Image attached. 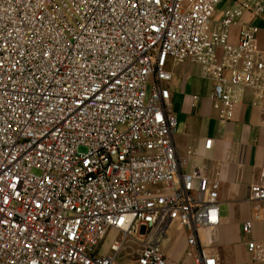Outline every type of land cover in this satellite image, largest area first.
<instances>
[{
	"label": "built area",
	"instance_id": "2783aa9c",
	"mask_svg": "<svg viewBox=\"0 0 264 264\" xmlns=\"http://www.w3.org/2000/svg\"><path fill=\"white\" fill-rule=\"evenodd\" d=\"M224 1L0 0V264H117L132 243L131 264H168L175 223L193 264H231L201 244L220 180L183 170L167 86L170 59L199 64L222 123L245 90L264 97L246 18L264 19V0H229L213 23ZM249 199L264 201V169ZM247 247L264 264V240Z\"/></svg>",
	"mask_w": 264,
	"mask_h": 264
},
{
	"label": "crops",
	"instance_id": "0c3cea01",
	"mask_svg": "<svg viewBox=\"0 0 264 264\" xmlns=\"http://www.w3.org/2000/svg\"><path fill=\"white\" fill-rule=\"evenodd\" d=\"M229 5L231 1L226 0L217 6L213 23L221 19ZM246 18L261 27L259 44L264 48V19L249 15ZM238 31V26L232 28L233 40L237 39ZM167 67L173 73L167 86L178 122L176 149L187 160L183 170L192 173L205 169L208 175L220 180V223L214 237L207 230H201V244L231 264H263L252 260L247 245L252 240H264V201L249 199L250 188L260 180L264 169V97L258 98L252 89L245 90L233 120L222 123L208 98L212 81L203 75L201 66L170 59ZM196 94L200 96L198 101L193 99ZM209 138L213 144L207 149L205 143ZM248 221L252 222V229L246 232L244 225ZM173 225L176 232L181 231L183 243L187 245L184 230L177 223ZM169 232L167 240H170ZM187 251L188 246L185 254L180 252L179 261L193 264ZM168 257L170 264L169 254Z\"/></svg>",
	"mask_w": 264,
	"mask_h": 264
},
{
	"label": "rangeland",
	"instance_id": "374dc122",
	"mask_svg": "<svg viewBox=\"0 0 264 264\" xmlns=\"http://www.w3.org/2000/svg\"><path fill=\"white\" fill-rule=\"evenodd\" d=\"M186 62V61H185ZM81 150H85L84 147L81 148ZM35 172H39L38 170H35ZM169 237L168 240H165V249L168 251V254L170 255V264H183L182 260L179 261V254L180 252L185 254L187 250V245L183 243V234L180 233L181 231L176 232V228L174 225H172L169 229ZM114 234H111L109 236L108 242L111 241ZM107 245V244H106ZM138 248L137 244H130L127 248L123 249L117 256V264H131L133 263L137 253L136 250ZM106 247H103V250L106 251Z\"/></svg>",
	"mask_w": 264,
	"mask_h": 264
}]
</instances>
